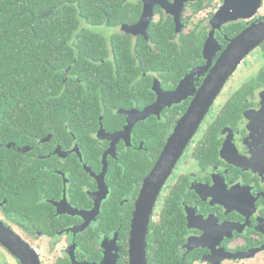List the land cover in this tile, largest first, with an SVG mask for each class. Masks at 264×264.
Instances as JSON below:
<instances>
[{"label":"flooded vegetation","instance_id":"1","mask_svg":"<svg viewBox=\"0 0 264 264\" xmlns=\"http://www.w3.org/2000/svg\"><path fill=\"white\" fill-rule=\"evenodd\" d=\"M196 3L203 7L194 10ZM223 3L186 2L179 31L173 16L155 5L151 22L162 19L159 7L174 23L171 42L182 44V32L196 35V42L184 43L199 47L201 62L192 66L185 55L183 66L171 72L174 62L166 63L165 47L150 42L151 23L147 37L128 33L149 45L131 51L129 73L99 76L111 90L110 101L96 108L94 130L87 135L77 136L65 125L68 135L59 129V140L31 137L28 127L19 128L22 122L0 121V264H102L104 258L130 264L133 214L156 167L162 170L153 179L158 186L148 187L153 202L147 264H264L261 47L244 58L188 140L179 138L185 141L181 150L161 158L210 69L247 26L237 20L215 28L217 47L205 54L209 20ZM260 10L264 20V0ZM113 32L127 34L121 27L108 35ZM103 52L99 63L115 61L113 47ZM64 74L62 83L82 81L77 72ZM150 107L152 112L142 113Z\"/></svg>","mask_w":264,"mask_h":264},{"label":"trees","instance_id":"2","mask_svg":"<svg viewBox=\"0 0 264 264\" xmlns=\"http://www.w3.org/2000/svg\"><path fill=\"white\" fill-rule=\"evenodd\" d=\"M140 6L138 0H0V121H20L19 128L28 127L31 137L52 135L55 140L59 129L68 135L65 125L77 136L93 131L96 108L110 101L111 90L99 76L129 73L131 51L149 45L143 36L134 41L128 33L108 35L98 29L135 23ZM156 11L162 19L151 22L148 36L152 44L165 47L166 63L174 62L171 72L183 66L185 55L192 66L201 62L199 47L184 43L196 42L197 36L182 32L179 41L184 44L171 42L174 23L159 7ZM104 47H113L114 62L99 63ZM169 47L180 49L175 54ZM259 47L264 53V42ZM65 69L77 72L81 83L71 78L62 83ZM114 104L118 107L119 99Z\"/></svg>","mask_w":264,"mask_h":264},{"label":"water","instance_id":"3","mask_svg":"<svg viewBox=\"0 0 264 264\" xmlns=\"http://www.w3.org/2000/svg\"><path fill=\"white\" fill-rule=\"evenodd\" d=\"M199 0H142V12L135 23L123 25L122 29L132 35H143L147 37L146 30L154 15V6L159 5L165 12L173 16L175 29L179 31L183 27L181 13L186 2ZM262 0H224L219 10L209 20L211 27L210 37L207 39L204 52L207 54L209 48L217 47L213 42L212 33L215 28L220 29L222 25L237 20H246L247 26L237 35L229 40V43L222 51L221 55L210 69L203 84L199 88L191 107L182 119L183 123L177 128V134L165 146L161 158L170 159L181 149L179 145L188 140L189 135L203 119L213 99L221 91L227 80L234 74L236 69L242 64L244 58L255 48L264 42V20H261L259 10ZM182 84L179 88H182ZM150 107L142 113L152 112ZM141 113V114H142ZM185 140L182 141L181 139ZM180 140V141H179ZM180 145V146H181ZM161 167L154 169L148 179V186L145 189L143 198L137 204L134 211L131 225L129 260L130 264H147L146 261V235L149 223V214L152 202L149 196L148 187H156L159 183L153 182L161 171ZM102 264H110L108 258H104ZM116 264V260H113Z\"/></svg>","mask_w":264,"mask_h":264},{"label":"rangeland","instance_id":"4","mask_svg":"<svg viewBox=\"0 0 264 264\" xmlns=\"http://www.w3.org/2000/svg\"><path fill=\"white\" fill-rule=\"evenodd\" d=\"M262 11V9L260 10V12ZM98 31H101V32H110V29H104V28H99L98 29ZM234 81V79H231L229 82L231 83V82H233Z\"/></svg>","mask_w":264,"mask_h":264}]
</instances>
